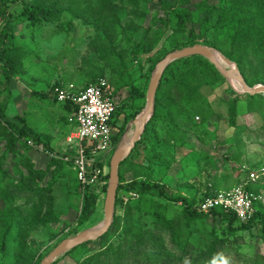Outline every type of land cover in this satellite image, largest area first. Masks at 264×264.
Returning <instances> with one entry per match:
<instances>
[{"label":"rangeland","instance_id":"1","mask_svg":"<svg viewBox=\"0 0 264 264\" xmlns=\"http://www.w3.org/2000/svg\"><path fill=\"white\" fill-rule=\"evenodd\" d=\"M36 1L12 0L7 14L0 11L2 106L10 120H25L35 134L42 135L51 143L55 156L64 160L63 169L55 181L51 182L52 175L49 174L43 184H51L52 187L51 200L48 201L51 206L48 222L44 226L31 225L24 236L29 248V257H26L24 262L30 258L28 264H41L61 242L80 233L95 230L105 220L109 185L106 178L110 174L109 160L113 155L103 163L97 160L95 166L102 172L95 183L83 184L79 180L71 166L76 156L75 145L68 143V138L75 133V127L69 123L70 117L64 105L55 101V86L59 83H74L84 89L92 83L94 76H106L111 84L118 76L116 70H122L120 64L124 58V63L130 67L127 73L130 83L126 85V80L122 79L121 84L124 87L117 89L111 84L110 89L120 107L113 123L114 137L124 128V134H127L126 138L129 139L135 129L132 122L147 105L149 85L158 65L152 70V61L157 60L166 49L179 48L176 50L179 51L192 45L188 34H176L175 25L169 21L167 11L178 5L177 0H114L113 12H107L105 15L90 14L84 18L77 17L73 12L78 6L61 2L65 12L59 21L31 24L23 15V11L25 3ZM41 1L50 7L55 2ZM208 1L212 6L218 2ZM201 2L202 0H190L187 8L195 12ZM115 12L122 20L120 28L115 27ZM196 16L197 20H200L205 14ZM197 20L194 28L198 32ZM166 21L171 24H165ZM124 27L129 30L127 35L115 38L119 36L116 29L121 31ZM5 35L7 38H4ZM144 41L153 46V51L141 54L139 59H136L139 49L137 44ZM194 42L214 48L204 38H198ZM11 49L15 50L13 54L7 53ZM7 58L13 61L15 71L10 82L5 80L8 72ZM135 59H141L142 70ZM148 70H151L149 74ZM137 90L146 94V99L139 100L134 95ZM237 91H241L240 88L228 81L217 89H203L202 94L208 99L214 113L210 121L190 133L188 142L181 147L163 145L152 133L150 142L145 148L139 149L137 156L131 159V164L150 167L149 178L152 182L165 184L174 194H182L191 199L207 192L209 183L213 184L217 191L233 189L242 175L241 168L257 169L264 165V112L249 114L247 95ZM233 101H238L239 105L237 128L230 126L228 117V104ZM137 113L139 114L134 120L129 119V116ZM195 121L197 124L201 123L198 117ZM256 138H259V141ZM10 140L9 135L1 133L0 129V187L16 184L22 174L28 175V169L31 167L35 170H46L52 159V156L32 140L18 141L14 145ZM237 157L240 162L235 163L234 158ZM95 166L90 167L92 175L95 173ZM130 169L135 170L132 167ZM122 173L125 182L133 179L128 166L122 169ZM87 186L94 187L98 201L93 216L84 222V192ZM118 196L124 199L125 204H133L138 199L135 194L120 193ZM0 204L6 206L1 195ZM14 206H29V203L17 200ZM125 207L118 208L117 216L126 213ZM180 214L181 207L177 205L172 209V218L179 219ZM211 220L210 218L209 221L199 224L203 231L212 230L213 227L220 232L226 229L224 222ZM259 229L260 226H256L252 232L241 233V248L239 253H234L233 258L240 256L244 264H250L254 257H264V240ZM18 236L20 237V228L15 227L6 239V254L0 252V264H14V248ZM191 242L199 245L194 239ZM92 243L89 249L99 248L100 241ZM199 247L202 248L200 245ZM55 264L76 263L72 256L65 255Z\"/></svg>","mask_w":264,"mask_h":264},{"label":"trees","instance_id":"2","mask_svg":"<svg viewBox=\"0 0 264 264\" xmlns=\"http://www.w3.org/2000/svg\"><path fill=\"white\" fill-rule=\"evenodd\" d=\"M11 2L12 0H0V11L7 14ZM61 2H70L78 6L73 12L77 17L84 18L90 14L105 15L107 12H113L112 5L115 1L55 0L53 6L50 7L41 0H37L34 3H25L23 15L31 24L57 22L65 12ZM177 4V6H173L167 11L169 21L176 27V34H188L192 44L190 47L198 45L194 42L198 38L206 39L212 47L237 65L249 87L264 86V0H218L217 4L213 6L209 4L208 0H202L197 5L195 12L187 8L190 5V0H177ZM197 14H205V16L197 20ZM113 17L115 27L120 28L122 20L119 14L115 12ZM196 20L199 22L198 32L194 28ZM170 22L166 21L165 24L169 25ZM128 31L126 27L122 28L121 31L116 29L119 36L115 38L127 35ZM4 38H7V35ZM137 48L139 49L136 52V59H139L141 54L153 51V46L149 45L147 41L137 44ZM177 49L179 48L166 49L157 60L152 61L153 66L151 69L153 70L166 56ZM13 51L11 49L7 53L13 54ZM136 63L140 65L142 70L141 59ZM6 65L8 66V72H6L5 80L10 82L12 75L15 73L13 61L7 58ZM120 65L122 70H116L118 76L114 82H111L117 89L124 87L121 84L122 79L126 80L124 82L126 85L130 83L127 74L130 67L124 63V58ZM150 71L148 70V74ZM101 79L108 80L106 76H94L91 79L92 83L85 86V88L96 84ZM224 83H226V80L217 69L200 57L178 61L167 69L157 92L155 114L142 140L136 146L130 158L120 168L118 194H135L138 196L137 201L133 204H125L124 199L118 196L116 211L118 208L126 206V213L123 216L115 215L112 228L107 235L99 240V248L91 250L89 245L93 243H89L68 253L66 256H72L76 264L245 263L240 260V256L234 258L233 256L234 253L240 251L241 245H239V242L243 238L241 233L252 232L256 226H260L259 232L264 240L263 203L258 202L254 205L255 214L248 223H241L236 215L221 210L204 215L198 212V205L206 198L223 191H217L213 184L209 183L207 184V192L200 194L196 199H191L182 194H174L165 184L152 182L149 178L150 167L142 164H135L134 166L131 164V159L137 156L139 149L141 147L145 148L150 142L149 137L152 133L157 136L159 143L163 145L172 148L185 146L190 133L203 127L214 116L212 106L202 94L203 89H217ZM74 85L79 88L77 84ZM61 86H65V83H59L55 88ZM134 93L139 100L146 99V94L143 92L137 90ZM246 98L249 114L264 112V95L254 97L247 95ZM63 105L68 111L69 117H72L76 112L75 106L71 103H63ZM116 106L117 110L112 125L120 108L117 101ZM238 110V101L228 104V117L232 128H237ZM138 114H132L129 119L134 120ZM197 117L201 121L199 124L195 121ZM71 125L76 128L75 124ZM0 129L1 133L4 132L9 135L10 142L13 145L18 141L32 140L52 156L46 170H35L31 167L28 169V175L22 174L20 179L16 180V184H7L0 187V195L6 204V206L0 204V252L6 254V239L13 229L18 227L20 228V237L18 236L19 238L15 242L14 264H28L30 258L24 262L25 258L29 257V248L24 236L27 234V230L32 227L31 225L44 226L48 222V212L51 211L48 201L51 200L52 187L51 184L47 186H43V184L49 174L52 175L51 182L55 181L63 169L64 160L55 156L51 143L42 135L35 134L25 120H10L1 101ZM124 132L125 129L122 128L115 135L114 148L124 136ZM249 140L252 141L251 138ZM256 140L259 141V138H256ZM262 145L264 146V138ZM234 161L238 163L240 159L237 157L234 158ZM71 166H73V171L78 176L73 162H71ZM102 166L99 165V167ZM127 166L129 172L133 174V179L129 182L124 181L122 173V169ZM129 167L135 170L132 171ZM261 167H264V165ZM241 169L242 175L235 187L243 183L251 172L259 168ZM106 179L109 181V175ZM262 189V186L248 188L251 193L255 194H259ZM17 200H25L29 203V206L15 207L14 202ZM97 201L98 195L94 187L87 186L84 192V222L93 216ZM177 205L181 207L180 218L173 219L172 209ZM136 216L137 219H135ZM210 218L213 222L218 220L224 222L226 229L220 232L213 227L212 230L205 229L203 231L200 225L203 221H209ZM192 239L196 240L202 248L198 244V246L194 245L191 242ZM250 264H264V257L256 256Z\"/></svg>","mask_w":264,"mask_h":264},{"label":"built area","instance_id":"3","mask_svg":"<svg viewBox=\"0 0 264 264\" xmlns=\"http://www.w3.org/2000/svg\"><path fill=\"white\" fill-rule=\"evenodd\" d=\"M53 95L58 103H71L76 108L69 120L71 124H75L76 131L68 138V143L75 145L73 164L79 180L83 184H93L102 172L95 166L97 160L103 163L115 150L112 122L117 106L109 81L101 79L85 89L68 84L56 87ZM91 166H95L94 176L90 174ZM258 186L263 187L259 194L248 190ZM258 202L264 204V167L251 172L234 189L206 198L198 205L197 210L204 215L221 210L236 215L241 223H248L254 217V205Z\"/></svg>","mask_w":264,"mask_h":264},{"label":"water","instance_id":"4","mask_svg":"<svg viewBox=\"0 0 264 264\" xmlns=\"http://www.w3.org/2000/svg\"><path fill=\"white\" fill-rule=\"evenodd\" d=\"M194 57L203 58L211 63L226 81L240 88L241 91H237L240 92V94L253 97L264 95L263 85L253 88L249 87L237 65L214 48L196 45L181 49L166 56L165 59L156 66L153 73L147 93L146 108L132 122V126L135 128L133 134L129 139L126 138L127 134H124V138L120 140L121 142L118 144V147L115 148L110 160V179L105 202V220L103 224L95 230L86 231L78 234L74 238L64 240L42 261L41 264H55L59 259L77 248L85 244L99 241L110 231L116 215V204L120 186V168L122 164L130 158L136 146L142 140L155 114L156 96L161 81L167 69L172 64Z\"/></svg>","mask_w":264,"mask_h":264},{"label":"crops","instance_id":"5","mask_svg":"<svg viewBox=\"0 0 264 264\" xmlns=\"http://www.w3.org/2000/svg\"><path fill=\"white\" fill-rule=\"evenodd\" d=\"M116 100V99H115ZM76 129V128H75ZM76 131V130H75Z\"/></svg>","mask_w":264,"mask_h":264}]
</instances>
